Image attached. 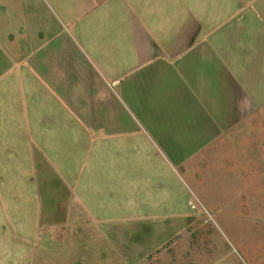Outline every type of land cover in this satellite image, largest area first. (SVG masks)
I'll use <instances>...</instances> for the list:
<instances>
[{
	"label": "rangeland",
	"instance_id": "obj_1",
	"mask_svg": "<svg viewBox=\"0 0 264 264\" xmlns=\"http://www.w3.org/2000/svg\"><path fill=\"white\" fill-rule=\"evenodd\" d=\"M15 4L17 13L38 7L55 17L49 0H6ZM227 29L209 39L213 61L197 51L138 74L137 91H117L129 100L130 138L109 126L82 140L79 158L56 160L62 172L70 166L64 180L51 169L38 175L39 203L23 178L17 203L7 196L0 264H264V80L242 79L249 64L229 61ZM69 182H78L74 196Z\"/></svg>",
	"mask_w": 264,
	"mask_h": 264
},
{
	"label": "crops",
	"instance_id": "obj_2",
	"mask_svg": "<svg viewBox=\"0 0 264 264\" xmlns=\"http://www.w3.org/2000/svg\"><path fill=\"white\" fill-rule=\"evenodd\" d=\"M2 1L0 234L12 223L7 196L17 203L16 192L22 190L24 177L28 186H37L39 203L38 175L51 169L64 180L70 166L65 165L62 172L56 160L79 158L82 140L109 126L117 127L123 139L130 138L123 123V116H130L128 99L116 94L119 89L123 94L136 90L133 84L140 79L138 74L147 71L151 76L161 63L174 65L189 56L196 59L197 51L213 61L209 39L226 26L221 38L223 47L230 50L229 61L242 55L239 61L249 64L247 71L243 68L242 79L264 80V0H69L54 4L60 0H49L56 9L51 19L44 18L38 7L23 14L16 12L17 3L9 8ZM78 5L83 8L77 9ZM232 47H238L234 55ZM201 59L210 62L207 56ZM226 69L236 78L230 67ZM238 89L242 96L253 92ZM164 90L166 101L176 104L177 93L168 87ZM238 106L242 108L241 103ZM66 141L74 145L71 153ZM114 154L123 156L120 151ZM71 184L68 188L74 196L78 182L73 189ZM15 235L24 239L18 232Z\"/></svg>",
	"mask_w": 264,
	"mask_h": 264
}]
</instances>
